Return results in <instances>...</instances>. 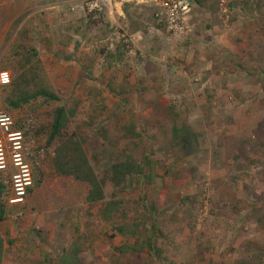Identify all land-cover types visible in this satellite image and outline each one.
<instances>
[{"label": "rangeland", "instance_id": "374dc122", "mask_svg": "<svg viewBox=\"0 0 264 264\" xmlns=\"http://www.w3.org/2000/svg\"><path fill=\"white\" fill-rule=\"evenodd\" d=\"M25 1L23 16L3 37L0 11V72L12 81L14 48L31 46L60 101L8 111L0 87L2 108L23 133L32 186L40 180L36 165L48 181L23 205L7 201L2 264H114L116 249L125 246L135 252L123 264H264V0L194 4L180 36L156 26V8L146 0H112L122 14L113 7L91 23L93 0ZM55 1L61 10L52 8ZM4 2L19 4L0 0V7ZM64 105L77 109L71 130L87 137L97 173L127 157L139 164L148 158L146 178L118 193L119 211L109 222L98 207L61 206L63 195L49 185L56 174L45 144L53 112ZM183 123L198 133L200 150L175 165L166 135ZM1 174L10 183V172ZM106 194L110 199L112 188ZM134 224L147 226L126 236L114 230ZM148 240L158 256L151 257Z\"/></svg>", "mask_w": 264, "mask_h": 264}, {"label": "trees", "instance_id": "16d2710c", "mask_svg": "<svg viewBox=\"0 0 264 264\" xmlns=\"http://www.w3.org/2000/svg\"><path fill=\"white\" fill-rule=\"evenodd\" d=\"M193 2L200 8H206L211 0H193ZM94 14H89L90 23ZM155 21L157 22L156 19ZM156 26L159 29L165 27L162 23H158ZM14 50V60L9 66L12 81L9 86L3 87L7 94L4 101L6 110L22 109L37 102L39 99L49 102L60 101L50 86L48 76L36 50L23 43H18ZM108 59L116 62L121 57L108 54ZM76 116V107H69L67 105L58 107L53 112V119L45 146L51 151V164L56 174V179L52 184L49 182V185L52 188L56 185L54 189L58 187V192L63 195V197L61 196L63 199V202L60 203L61 206L73 207L81 205L86 208L89 207V209L98 207L102 210L101 219L109 222L119 211L120 201L117 199L118 193L125 190L124 187L128 182L138 187L140 182L146 178L145 167L148 158L144 157V161L141 164L131 157H127L124 162L113 163L111 161L110 167L103 173H97L88 155L87 137L77 130H71L72 121ZM126 131L128 134H134L136 138L140 137L134 129ZM166 137V148L173 154V163L175 165L183 164L186 160H192L199 153V135L188 124L183 123L172 126ZM37 170H39L40 180L34 187L32 186L28 189L27 198L31 195L34 196L37 190L48 182L36 165L33 173L37 172ZM108 187L112 188L110 199L107 198L106 194ZM10 193V183L0 173V223L7 220L6 205ZM148 220L149 222L152 221L151 214H149ZM146 226V224L143 226L134 224L133 229L114 226V230L117 234L126 236L133 234L141 227L146 229ZM112 238H115V236L112 235ZM146 246L152 254V258L153 256H158L157 250L149 240L146 242ZM79 250L76 247L74 254L78 255L80 253ZM116 252L119 254L115 255L116 260L114 264H123L122 257L135 252V249L125 246L116 249ZM3 253L4 240L0 234V264L3 261ZM232 264L256 263L250 259H240Z\"/></svg>", "mask_w": 264, "mask_h": 264}, {"label": "built area", "instance_id": "2783aa9c", "mask_svg": "<svg viewBox=\"0 0 264 264\" xmlns=\"http://www.w3.org/2000/svg\"><path fill=\"white\" fill-rule=\"evenodd\" d=\"M156 8L155 19L162 23L172 36L183 35L188 30L193 0H146ZM221 8L227 5V0H218ZM114 4L112 0H93L87 4V11L92 13L108 12L111 14ZM125 42H128L127 40ZM9 72H0V87L9 86ZM14 119L2 108L0 101V173L10 172L11 193L8 200L10 205H23L27 191L32 186L31 169L22 154L23 133L14 130Z\"/></svg>", "mask_w": 264, "mask_h": 264}, {"label": "crops", "instance_id": "0c3cea01", "mask_svg": "<svg viewBox=\"0 0 264 264\" xmlns=\"http://www.w3.org/2000/svg\"><path fill=\"white\" fill-rule=\"evenodd\" d=\"M18 4V6H14L13 8H11L9 5V3L7 2H4L3 6L0 7V11L1 13L3 14V16L5 17L4 18V23L1 24L2 26V32L4 34H2L1 36H7L8 33L11 32L12 28L14 27V25L18 22L19 19H21V17L23 16L24 14V11L22 12V9H26V5H27V1L25 0H16ZM68 3H64V5H67ZM62 3L59 1H55V6L52 7V8H58L60 9L62 7ZM22 8V9H21ZM115 13L114 14H118V15H121L122 14V8H121V3H115ZM61 10V9H60ZM114 10V9H113ZM111 15V14H109ZM61 16V15H59ZM32 17V16H31ZM30 19H33V18H30ZM29 19V20H30ZM59 19V18H58ZM112 20L114 21L115 19L113 18V15H112ZM24 21V20H23ZM62 21V20H60ZM25 25V24H24ZM60 23L58 24V30L60 29ZM30 30V29H29ZM56 31V37H60V34H62V32L59 31ZM31 31V30H30ZM153 31L156 32L157 34L160 33L157 31V29L153 28ZM69 36V35H68ZM133 36L137 39V36H138V33L135 32V34H133ZM56 38L55 41H53V44L55 45V50H59L58 49V39ZM136 41V40H135ZM56 42V43H55ZM137 46V45H135ZM68 51H71L72 50V47H70L69 49H67ZM87 210H89V207L86 208Z\"/></svg>", "mask_w": 264, "mask_h": 264}]
</instances>
